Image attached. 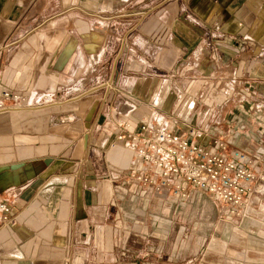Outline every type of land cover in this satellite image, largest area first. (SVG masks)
<instances>
[{
    "label": "crops",
    "instance_id": "0c3cea01",
    "mask_svg": "<svg viewBox=\"0 0 264 264\" xmlns=\"http://www.w3.org/2000/svg\"><path fill=\"white\" fill-rule=\"evenodd\" d=\"M3 88L0 264H264V192H155L117 139L156 108L264 173V0H0Z\"/></svg>",
    "mask_w": 264,
    "mask_h": 264
},
{
    "label": "built area",
    "instance_id": "2783aa9c",
    "mask_svg": "<svg viewBox=\"0 0 264 264\" xmlns=\"http://www.w3.org/2000/svg\"><path fill=\"white\" fill-rule=\"evenodd\" d=\"M235 83L232 72L227 85ZM33 100L34 97L21 96L10 88H3L0 111L24 106ZM37 100L47 102L52 98L44 94ZM124 127L130 128L131 123L126 122ZM206 135V131L194 127H189L187 134L175 130L171 117L153 108L132 130L119 132L117 139L128 140L127 146L135 152L140 163L130 172L131 181L155 192L182 198L188 196L190 187L204 190L220 202L248 213L256 196L264 192L260 185L264 173L251 166L245 151L221 138L206 143ZM0 211L1 220L7 221L10 207L0 202Z\"/></svg>",
    "mask_w": 264,
    "mask_h": 264
},
{
    "label": "rangeland",
    "instance_id": "374dc122",
    "mask_svg": "<svg viewBox=\"0 0 264 264\" xmlns=\"http://www.w3.org/2000/svg\"><path fill=\"white\" fill-rule=\"evenodd\" d=\"M249 211H251V208L249 209ZM248 211V212H249ZM257 214H262V215H264V209H262V211H259Z\"/></svg>",
    "mask_w": 264,
    "mask_h": 264
}]
</instances>
